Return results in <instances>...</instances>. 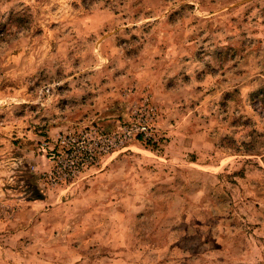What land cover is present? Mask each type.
<instances>
[{
  "label": "rangeland",
  "instance_id": "rangeland-1",
  "mask_svg": "<svg viewBox=\"0 0 264 264\" xmlns=\"http://www.w3.org/2000/svg\"><path fill=\"white\" fill-rule=\"evenodd\" d=\"M0 264H264V0H0Z\"/></svg>",
  "mask_w": 264,
  "mask_h": 264
}]
</instances>
